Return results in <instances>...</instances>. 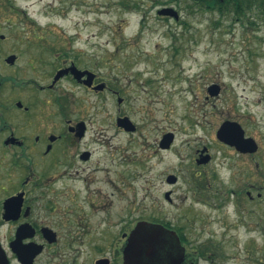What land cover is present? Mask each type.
<instances>
[{
	"label": "rangeland",
	"instance_id": "obj_1",
	"mask_svg": "<svg viewBox=\"0 0 264 264\" xmlns=\"http://www.w3.org/2000/svg\"><path fill=\"white\" fill-rule=\"evenodd\" d=\"M163 7L179 17L159 14ZM0 9V33L19 36L16 46L28 41L54 66L87 61L109 87L97 94L69 78L59 84L88 120L81 148L93 157L61 182V203L46 214L58 239L34 264H124V234L141 220L176 230L196 264H264L263 10L239 20L202 0H0ZM215 83L221 91L211 95ZM226 120L256 140L255 153L218 138ZM168 132L174 140L162 148ZM204 148L211 158L198 164ZM7 234L0 228L5 242Z\"/></svg>",
	"mask_w": 264,
	"mask_h": 264
},
{
	"label": "flooded vegetation",
	"instance_id": "obj_2",
	"mask_svg": "<svg viewBox=\"0 0 264 264\" xmlns=\"http://www.w3.org/2000/svg\"><path fill=\"white\" fill-rule=\"evenodd\" d=\"M3 16L0 9V22ZM15 40L19 36L0 33V228L7 227L8 231L6 242L0 237V243L4 249V244L8 246L18 260L12 242L22 228L31 234L21 244H42L43 251L51 244L46 230L58 237L46 214H53L54 204L61 203L60 184L73 182L72 171L78 160L93 157L92 151L81 148L88 134V120L75 115L76 98L69 90L61 91L60 82L69 78L97 94L109 87L89 62L72 59L54 66L44 53L29 51L28 41L20 47ZM32 48L37 50L38 44L32 43ZM78 70L84 73L79 76ZM59 71L62 75L55 80ZM45 73L52 74L51 82L43 81ZM102 83L104 88H99ZM119 98V103L126 100ZM72 191L73 186L69 193ZM194 259L185 251L182 264H196Z\"/></svg>",
	"mask_w": 264,
	"mask_h": 264
},
{
	"label": "water",
	"instance_id": "obj_3",
	"mask_svg": "<svg viewBox=\"0 0 264 264\" xmlns=\"http://www.w3.org/2000/svg\"><path fill=\"white\" fill-rule=\"evenodd\" d=\"M159 14L173 15L178 18V13L172 8L163 7L159 9ZM79 76L82 73L78 70ZM62 75L59 71L55 76L58 80ZM91 84V83H90ZM99 88H104V84H100ZM211 95H218L221 86L217 83L208 88ZM121 101V98H120ZM119 126L125 127L127 130H133L135 125L127 117H119L117 119ZM220 140L236 147L242 153H254L258 150V143L253 137L245 136V131L241 124L237 121H224L217 131ZM174 140L172 132L164 134L160 146L162 148L170 147ZM207 150H201L202 157L197 159L198 164L207 163L211 156L203 153ZM168 183H176L178 177L169 174L166 178ZM168 200H172L171 191L165 193ZM22 228L17 235V239L12 242L13 250L17 253L22 264H33L36 256L43 251L42 244H21L23 238L31 233H25ZM52 230H46L45 236L49 242H55L57 236L51 233ZM126 234H124L125 236ZM185 247L181 243V239L175 230L165 227L163 224L153 223L145 220L139 221L131 230L127 243L123 249L124 264H182L184 261ZM0 264H10V260L4 248L0 243ZM96 264H110L109 258H101ZM194 264V263H192Z\"/></svg>",
	"mask_w": 264,
	"mask_h": 264
},
{
	"label": "trees",
	"instance_id": "obj_4",
	"mask_svg": "<svg viewBox=\"0 0 264 264\" xmlns=\"http://www.w3.org/2000/svg\"><path fill=\"white\" fill-rule=\"evenodd\" d=\"M205 3H217L220 6V9H223L225 5L228 6V9L236 12L237 18L239 20L244 19L248 12L253 10L255 6L264 11V0H202ZM202 251H207V248H202Z\"/></svg>",
	"mask_w": 264,
	"mask_h": 264
},
{
	"label": "bare ground",
	"instance_id": "obj_5",
	"mask_svg": "<svg viewBox=\"0 0 264 264\" xmlns=\"http://www.w3.org/2000/svg\"><path fill=\"white\" fill-rule=\"evenodd\" d=\"M37 3H38V1H36ZM43 5H45V2L44 3H42ZM46 12V11H45Z\"/></svg>",
	"mask_w": 264,
	"mask_h": 264
}]
</instances>
